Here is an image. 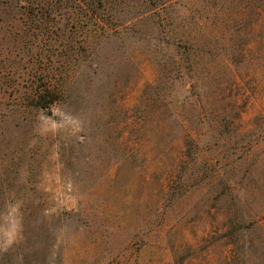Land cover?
Listing matches in <instances>:
<instances>
[{"label": "rangeland", "instance_id": "374dc122", "mask_svg": "<svg viewBox=\"0 0 264 264\" xmlns=\"http://www.w3.org/2000/svg\"><path fill=\"white\" fill-rule=\"evenodd\" d=\"M6 239L0 264H264V0H0Z\"/></svg>", "mask_w": 264, "mask_h": 264}, {"label": "clouds", "instance_id": "9594fccd", "mask_svg": "<svg viewBox=\"0 0 264 264\" xmlns=\"http://www.w3.org/2000/svg\"><path fill=\"white\" fill-rule=\"evenodd\" d=\"M59 114V113H58ZM61 129H70L72 134H76L82 130L81 122L71 116L70 114L64 117L61 123L56 128H48V127H41L39 129L40 134H44L48 131H60ZM14 243L11 239H6L3 243L2 247L4 251H7L8 247H10Z\"/></svg>", "mask_w": 264, "mask_h": 264}]
</instances>
